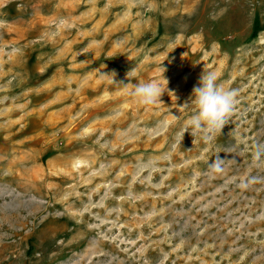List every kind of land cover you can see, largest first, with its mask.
Listing matches in <instances>:
<instances>
[{
    "label": "rangeland",
    "instance_id": "374dc122",
    "mask_svg": "<svg viewBox=\"0 0 264 264\" xmlns=\"http://www.w3.org/2000/svg\"><path fill=\"white\" fill-rule=\"evenodd\" d=\"M203 71L237 91L207 141ZM258 148L264 0H0V264H264Z\"/></svg>",
    "mask_w": 264,
    "mask_h": 264
},
{
    "label": "clouds",
    "instance_id": "9594fccd",
    "mask_svg": "<svg viewBox=\"0 0 264 264\" xmlns=\"http://www.w3.org/2000/svg\"><path fill=\"white\" fill-rule=\"evenodd\" d=\"M65 23L66 20L61 19L58 22V26ZM163 70L165 71L164 68ZM135 71L136 69L132 68L126 73V79L128 81V78ZM115 75L116 73L113 71L111 74L104 76H110L114 79ZM164 80L167 86L168 81L166 79ZM217 80L218 77L215 72L205 73L203 71L197 84L194 85L191 96L184 103L186 106H193V113L187 122L188 128H185L181 133L182 137L185 132H189L193 138L200 133H204L203 139L207 141L212 139L217 133H221L222 129L228 123L229 117L234 112L237 103V91L223 88L217 83ZM121 84L123 85V82ZM124 86L127 87L128 84ZM166 90L167 87L164 89L158 82L150 81L136 84L131 95L137 103L151 106L161 103L160 98ZM188 129L191 130L189 131ZM261 155H264V150L258 148L254 154V159H259ZM223 163L224 161L217 157L213 163L209 164V168L213 172L222 171L221 165Z\"/></svg>",
    "mask_w": 264,
    "mask_h": 264
}]
</instances>
